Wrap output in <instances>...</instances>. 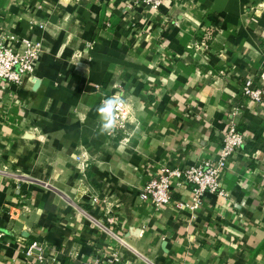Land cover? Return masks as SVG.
I'll return each mask as SVG.
<instances>
[{"label": "crops", "instance_id": "crops-1", "mask_svg": "<svg viewBox=\"0 0 264 264\" xmlns=\"http://www.w3.org/2000/svg\"><path fill=\"white\" fill-rule=\"evenodd\" d=\"M9 35L43 51L33 78L0 82V264H33L36 238L48 264H264V99L242 91L264 87V0H0ZM120 91L125 143L98 135L96 109ZM231 121L247 140L224 193L180 207L192 186L174 177L167 205L141 198L163 168L216 161Z\"/></svg>", "mask_w": 264, "mask_h": 264}, {"label": "built area", "instance_id": "built-area-1", "mask_svg": "<svg viewBox=\"0 0 264 264\" xmlns=\"http://www.w3.org/2000/svg\"><path fill=\"white\" fill-rule=\"evenodd\" d=\"M136 3L144 4L151 8H159L165 0H134ZM207 34L206 28H200L197 31L199 40ZM42 42L33 38H18L9 35L6 40H0V82L19 85L24 78H33L38 63L42 56ZM119 86V85H118ZM243 93L255 102H261L264 99V87L258 86L253 77L247 78L243 83ZM118 95L123 101L122 112L117 123V128L112 134L118 135L123 132L122 143L127 142L130 132L128 125L132 122V104L130 99L123 91L111 93L108 97ZM242 109L239 104H233L231 115L235 118H241ZM234 120V119H233ZM246 136L237 128V122L231 121L229 129L223 135L222 147L219 158L216 161L205 160L201 164L188 168H163L160 175L151 176L141 193V198L150 200L156 205L165 206L171 201L172 178H177L180 182L191 184L192 195L187 202H179L180 207L186 206L191 209L198 208L203 202V196L206 192L224 193L221 186L222 174L228 166V162L233 153L241 149L246 144ZM82 168L88 166L87 158L76 156ZM95 222V220H94ZM96 225L106 234L115 236L123 242L117 234L109 227L99 221ZM5 236V232L0 228V244ZM25 256L32 261L33 264H48L49 260L45 252V247L41 239L30 240L24 249ZM91 264H112L109 261L95 259Z\"/></svg>", "mask_w": 264, "mask_h": 264}, {"label": "clouds", "instance_id": "clouds-1", "mask_svg": "<svg viewBox=\"0 0 264 264\" xmlns=\"http://www.w3.org/2000/svg\"><path fill=\"white\" fill-rule=\"evenodd\" d=\"M123 104V99L118 95L107 97L100 102L96 109L100 121L98 135L111 136L114 133Z\"/></svg>", "mask_w": 264, "mask_h": 264}]
</instances>
